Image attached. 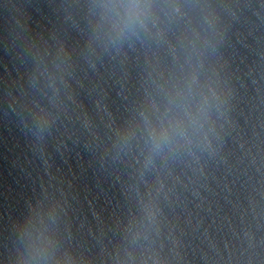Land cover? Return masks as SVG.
<instances>
[{
  "label": "water",
  "instance_id": "water-1",
  "mask_svg": "<svg viewBox=\"0 0 264 264\" xmlns=\"http://www.w3.org/2000/svg\"><path fill=\"white\" fill-rule=\"evenodd\" d=\"M87 2L0 0V264L17 223L46 199L61 204L64 239L89 264H113L148 200L158 222L141 243L167 264H264V0H216L235 15H225L213 58L230 95L212 150L149 168L141 141L119 153L113 144L152 115L175 72V35L170 44L90 47ZM60 50L70 67L53 93L35 57ZM41 109L55 117L43 141L32 116Z\"/></svg>",
  "mask_w": 264,
  "mask_h": 264
},
{
  "label": "clouds",
  "instance_id": "clouds-1",
  "mask_svg": "<svg viewBox=\"0 0 264 264\" xmlns=\"http://www.w3.org/2000/svg\"><path fill=\"white\" fill-rule=\"evenodd\" d=\"M86 6L91 17L90 47L118 51L137 40L159 45L170 44L172 35L176 39L170 44L175 72L159 86L161 97L151 104L152 115L118 131L113 148L119 153L141 141L145 168L157 159L193 149L211 151L220 122L229 112V84L213 58L225 38V15H235L232 5L216 0H88ZM49 55L36 54L35 72L56 93L70 65L62 50L51 61ZM32 116L37 139L43 141L54 113L41 109ZM62 213L54 199L32 205L16 225L6 264H89L66 243ZM158 214L154 201L142 202L141 216L129 223L126 243L113 257V264H167L157 250L141 243L155 229Z\"/></svg>",
  "mask_w": 264,
  "mask_h": 264
}]
</instances>
